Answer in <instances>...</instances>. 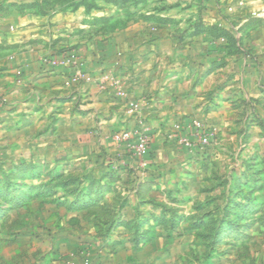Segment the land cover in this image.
<instances>
[{
  "label": "rangeland",
  "instance_id": "1",
  "mask_svg": "<svg viewBox=\"0 0 264 264\" xmlns=\"http://www.w3.org/2000/svg\"><path fill=\"white\" fill-rule=\"evenodd\" d=\"M78 4L98 6L96 0L56 1L58 7ZM115 4L135 16L129 21L182 29L172 36L182 41L180 50L184 54L193 51L189 49L191 43L200 47L210 42L213 49L209 52L213 55L208 57L213 56L212 69H228L225 77L232 79L229 82L222 76L215 87V93H227L229 107L214 113L217 121L204 114L189 122L179 118L164 129L161 135L165 144L188 156L191 163L187 166L198 164L200 168L177 176L150 174V182L145 179L147 173H135L124 164L115 169L117 173H101L102 157L107 159L108 168L109 163L115 165L120 158H113L99 145L83 149L55 137L54 130L26 131L22 135L0 131V264H45V252L54 247L61 256L55 261L63 264H96L100 260L106 264L114 260L118 264H140L145 254L126 258L130 253L117 252L118 246L111 248L113 240L106 239L116 228L132 234L130 240L137 248L148 244L143 237L150 232L166 230L182 235L181 239L166 243L170 254L160 258L166 260L162 264H264V73L234 80L238 77L237 65L229 66L239 58L252 64L263 53L260 48L264 44V0H119ZM244 17L254 26L248 30L254 31L251 34H242L243 28L237 27ZM189 27H193V32ZM226 44L232 49L227 50ZM62 52H73L83 71L94 76V80L106 74L86 71L77 51L70 48L43 57L42 65L47 57ZM193 53L200 58L205 55V51L197 49ZM43 67L61 71V75L63 72L64 87L73 86L65 85L71 68ZM242 68L245 71L250 65ZM262 68L264 71V64ZM111 77L124 89V81ZM88 85L96 88L95 84ZM115 88L106 92L96 89L108 93ZM131 103L134 102L128 103L127 112L137 117L144 102H139L138 111H133ZM195 122L204 126V132L194 128ZM142 125L145 123L136 126ZM144 128L150 138V151L151 128ZM184 141L193 146L187 147ZM113 174L134 176L119 184L124 189L132 183L133 189L128 187L125 194L113 196L101 193L103 187H112L111 181L117 177ZM144 185L145 190H150L145 191L143 198L139 188ZM93 189L97 191L90 193ZM98 235L104 238L99 248L91 239ZM66 237H78L80 246L58 242ZM103 244L109 248L102 254ZM153 261L149 264L156 263Z\"/></svg>",
  "mask_w": 264,
  "mask_h": 264
},
{
  "label": "crops",
  "instance_id": "2",
  "mask_svg": "<svg viewBox=\"0 0 264 264\" xmlns=\"http://www.w3.org/2000/svg\"><path fill=\"white\" fill-rule=\"evenodd\" d=\"M56 1L65 0H0V131L22 135L26 131L54 130L55 137L72 141L83 149L87 145H99L113 158H120L115 160V165L109 163L108 168L107 159L102 157L103 174L117 173L115 169L124 164L135 173L140 174L141 170L147 173L145 179L150 182L153 179L150 174L154 173L164 177L166 173L177 176V173H189L186 170L199 171L198 164L188 168L187 164L191 163L188 156L177 151L175 156L176 152L165 144L161 134L179 118L189 122L206 114L217 121L214 113L229 107L225 100L227 93H215L216 85L222 76L226 79L224 72L228 74L229 70L212 69L213 56L208 57L213 55L209 52L213 49L210 42L200 47L198 43L189 46L191 51H205L201 58L193 51L184 54L180 50L182 41L172 36L180 28L175 31L143 21H129L135 16L120 10L115 4L119 0H96L98 6L92 9L84 4L58 7ZM250 25L248 17L237 23V27L243 28L242 34L254 32L248 31L254 28ZM189 28L193 32V27ZM66 48L77 51L89 73L99 75L103 72L124 81L125 96L120 97L115 91L100 93L88 84L64 87L63 72L61 75V71L45 69L41 59ZM226 48L232 49L227 44ZM260 50H263L260 60L256 59L252 64L242 58L229 64L238 68V77L234 80H240L243 75L242 79H246L248 74L263 75L264 44ZM247 64L250 68L244 71L242 66ZM2 100L6 105L3 106ZM136 101L144 104L140 114L133 117L127 108L129 102ZM140 122L151 128L153 136L149 154L143 158L133 157L125 144L113 139L114 134L125 129L133 130ZM113 175L118 179L114 177L112 187H103L101 193L113 196L125 194L128 187L133 189L132 183L124 189L119 184L121 180H133L134 176ZM147 188L145 190V185L139 188L143 198L145 191L150 190ZM87 191L88 188L85 193ZM93 191L97 190H90V193ZM126 231L116 228L106 240H113L111 248L118 246L117 252L130 253L126 258L131 254H145L140 258V264H149L152 259L156 262L154 264L165 263L166 260L160 258L170 254L166 243L182 238V235L158 230L143 237L147 246L137 248L130 240L132 234ZM78 237H66L58 242L78 248ZM91 239L97 248L104 240L101 235ZM108 248L109 245L103 244L100 252L103 254ZM149 251L153 252L150 254ZM45 253L43 263L63 264L55 261L61 259L55 247ZM96 264L106 262L100 260ZM111 264L118 263L114 260ZM119 264L128 263L119 261Z\"/></svg>",
  "mask_w": 264,
  "mask_h": 264
},
{
  "label": "built area",
  "instance_id": "3",
  "mask_svg": "<svg viewBox=\"0 0 264 264\" xmlns=\"http://www.w3.org/2000/svg\"><path fill=\"white\" fill-rule=\"evenodd\" d=\"M42 62L43 65L47 67L71 68L72 72L65 81L66 86H72L78 83L95 84L100 92H106L111 88L114 89V87H116L115 91L118 92V96L122 97L125 95V91L119 81H116L111 75L107 76V74H101L96 80H94V76L85 73L80 61L73 52H62L60 55L47 57ZM20 74L21 72H19V75ZM140 107L141 105L139 102L131 103L133 111H138ZM144 127L145 126L142 125L133 130L120 131L114 134L113 139L116 143L128 145V148L132 151L133 157L143 158L148 154L150 145V138ZM194 128L199 132H204V126L200 122H195ZM184 142L187 147L191 148L193 146L190 141Z\"/></svg>",
  "mask_w": 264,
  "mask_h": 264
},
{
  "label": "trees",
  "instance_id": "4",
  "mask_svg": "<svg viewBox=\"0 0 264 264\" xmlns=\"http://www.w3.org/2000/svg\"><path fill=\"white\" fill-rule=\"evenodd\" d=\"M94 6H95V5H94ZM87 8H88V9H92V8H94V7H90V8H89V7H87ZM148 154H149V153H148Z\"/></svg>",
  "mask_w": 264,
  "mask_h": 264
}]
</instances>
